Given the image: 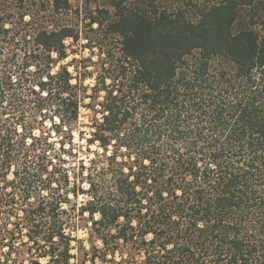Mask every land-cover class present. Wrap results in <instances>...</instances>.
Listing matches in <instances>:
<instances>
[{
    "label": "trees",
    "instance_id": "16d2710c",
    "mask_svg": "<svg viewBox=\"0 0 264 264\" xmlns=\"http://www.w3.org/2000/svg\"><path fill=\"white\" fill-rule=\"evenodd\" d=\"M258 1H199L202 10L192 20L180 5L112 0L113 15L100 12L106 27L92 19L117 43L104 52L107 67L94 87L104 92L102 118L89 141L111 147L112 157L106 177L95 181L83 173L92 196L86 210L106 248L131 245L145 253L142 264H264V14ZM244 11L250 18L237 27ZM54 24L37 26L35 49L21 63L11 59L0 67V182L17 166L13 191L0 187V213L6 210L8 218L0 234L13 249L27 229L26 243L49 264H69L67 199L53 187L69 181L64 148L57 152L50 139L33 133L48 121L62 134L78 121L86 98L66 67L52 73V55L66 59L65 41L77 42L81 32ZM28 114L32 123L22 133Z\"/></svg>",
    "mask_w": 264,
    "mask_h": 264
},
{
    "label": "rangeland",
    "instance_id": "374dc122",
    "mask_svg": "<svg viewBox=\"0 0 264 264\" xmlns=\"http://www.w3.org/2000/svg\"><path fill=\"white\" fill-rule=\"evenodd\" d=\"M199 1L204 2V0H147L148 4L154 7L180 5L192 20H197L202 10L201 4L197 3ZM57 6H60L62 11L58 15L53 13ZM258 7L260 14L263 15L264 0L258 1ZM104 10L108 11L110 16L113 15L115 10L112 0H0V26L8 30L7 33H0V67L5 61L11 59L21 63L25 52H33L35 45L32 40L38 27L51 29L52 24L55 23V26L73 25L79 29L81 37L77 42L72 39L65 41L66 59L58 60L56 54L52 55L56 60L52 63V73H56L61 67H66L74 77L72 83L79 84L82 87L81 95L86 97L82 103L78 121L67 126V130L64 127L65 132L62 134L56 133L51 128V122L48 121L44 125L41 123L39 127H35L33 133L35 136L50 139L52 148L57 152L59 148H64L60 154L64 159V169L68 173L69 181L67 185L62 184L59 187L55 183L53 187L57 193H64L67 199L62 205L65 210V222L68 223L65 232L71 236L69 264H142L145 260V253L135 252L131 245L121 244L115 250L106 248L86 210L92 202V196L88 193L89 186L83 178V173L92 174L95 181L106 177L105 171L112 157L111 147L105 151L99 143L89 142L95 131L93 123L102 118L101 103L104 100V92L97 93L94 87L97 85V79L104 75V67H107L104 64L106 56L104 52L111 42L112 46L117 44L116 41L107 40L105 30L100 31L97 23H91L94 18L99 22L102 21L103 27H106L108 25L106 18L100 13ZM247 15L248 12L244 11L242 14L244 17L239 20L237 27L249 20L250 17ZM41 56L45 58L42 53ZM45 62L48 63L47 58ZM34 70L32 66L30 71ZM109 83L108 79L107 84ZM31 119L32 117L28 114L23 121V126L19 125L18 130L22 133L27 132L25 126L32 123ZM54 121L59 123L58 118ZM45 133L49 135L46 136ZM123 160L119 158L118 162ZM15 170L17 166L13 167L12 171L7 173V177L0 182V187L4 186L3 193H11L16 187L11 184H16ZM125 171L128 172L126 168ZM16 193L18 195V189ZM47 193L44 190L40 195L46 196ZM5 211L0 213V229L7 223L8 218ZM18 213L21 215V210ZM94 219L98 220L99 215L96 214ZM10 221H16L15 217H11ZM9 227L12 228L11 225ZM27 232L25 229L18 236L13 249L5 246L7 244L3 246L2 243H6L7 240L1 242L0 234V264H49L48 258L41 256V251L36 252L30 247L29 242L26 243L28 241ZM103 233L106 239H110L109 231ZM110 233L114 235L116 231L111 230Z\"/></svg>",
    "mask_w": 264,
    "mask_h": 264
}]
</instances>
